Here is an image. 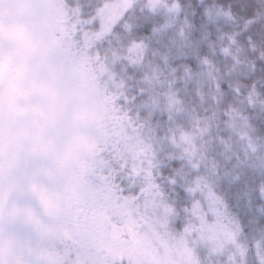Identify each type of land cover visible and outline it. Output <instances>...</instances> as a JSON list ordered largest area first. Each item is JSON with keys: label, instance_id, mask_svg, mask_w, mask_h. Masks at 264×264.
Wrapping results in <instances>:
<instances>
[{"label": "snow or ice", "instance_id": "6c2138e0", "mask_svg": "<svg viewBox=\"0 0 264 264\" xmlns=\"http://www.w3.org/2000/svg\"><path fill=\"white\" fill-rule=\"evenodd\" d=\"M47 7L104 114L55 264H264V0Z\"/></svg>", "mask_w": 264, "mask_h": 264}, {"label": "trees", "instance_id": "16d2710c", "mask_svg": "<svg viewBox=\"0 0 264 264\" xmlns=\"http://www.w3.org/2000/svg\"><path fill=\"white\" fill-rule=\"evenodd\" d=\"M52 0H0V29L9 33L46 35L61 64L75 73L82 84V123L86 149L67 154L55 165L39 153L20 150L5 164L0 154V216L9 218L0 228V264H31L42 257L55 264L53 248L41 243L58 233L70 234L69 218L80 201L82 179L91 167L97 138L94 127L103 124L104 114L87 76L64 55L59 20Z\"/></svg>", "mask_w": 264, "mask_h": 264}, {"label": "clouds", "instance_id": "9594fccd", "mask_svg": "<svg viewBox=\"0 0 264 264\" xmlns=\"http://www.w3.org/2000/svg\"><path fill=\"white\" fill-rule=\"evenodd\" d=\"M83 94L48 36L0 29V154L6 165L20 150L53 165L84 151Z\"/></svg>", "mask_w": 264, "mask_h": 264}]
</instances>
